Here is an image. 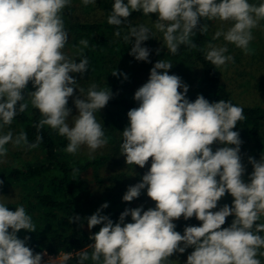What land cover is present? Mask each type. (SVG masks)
Masks as SVG:
<instances>
[{
	"label": "clouds",
	"instance_id": "clouds-1",
	"mask_svg": "<svg viewBox=\"0 0 264 264\" xmlns=\"http://www.w3.org/2000/svg\"><path fill=\"white\" fill-rule=\"evenodd\" d=\"M70 2L0 0V127L11 125L18 112L28 109V103L22 101L31 82L35 90L28 96L42 117L35 125L38 133L49 126L67 138L64 151L75 154L81 146L95 152L108 143L95 113L108 104L113 93L97 90L95 84L86 96L80 89L83 98L74 99L79 114L69 122L72 110L67 105L78 84L70 73L83 75L89 68L87 57L77 63L63 51L69 33L62 11ZM95 2L82 0L84 5ZM134 12L157 14L154 27L163 33L172 54L180 45L197 47L190 39L194 30L199 27L206 33L209 28L207 23L200 25L201 19L231 21V27L216 31L214 39L223 36L247 55L254 39L252 30L264 20V0L258 5L249 0H114L107 23L119 28ZM149 33L148 27L139 25L124 36L125 41L135 37L130 54L138 61L151 63L150 49L141 46L150 38ZM120 34L119 30L115 33L117 37ZM79 44L88 47L85 39ZM202 51L216 68L234 62V57L225 55L227 47L209 43ZM171 68L170 63L156 62L148 81L135 91L138 107L127 113L128 125L120 145L127 165L144 168L151 158L142 181L127 188L123 201L139 198L146 189L155 207L127 208L114 223L102 214L108 203L101 205L84 218L89 230L102 227L89 236L91 253L85 249L76 253L78 264L89 259L93 264H169L174 253L183 254L188 248L194 251L188 254L186 264H261L257 256H264L260 251L264 249L260 234L264 233V223L257 221L264 216V156L260 160L248 158L253 171L245 182L242 140L239 132L233 131L246 119L244 110L231 101L209 102L202 94L190 101L188 85L181 77L169 75ZM42 140L38 134L35 143H29L25 132L14 136L9 131L0 135V157L7 155L9 143L30 150L39 147ZM216 142L224 146L213 151L211 146ZM226 193L233 197L232 204L213 211ZM128 216L132 222L126 223ZM229 216H234L231 225L222 227ZM181 217H195L202 223L185 226L181 234L174 223ZM80 221L77 215L69 222ZM20 230L36 232L25 207L20 205L13 211L0 203V264H43L42 254L26 246L31 237H18ZM68 258L63 257L65 261ZM57 259L50 257L47 264H57Z\"/></svg>",
	"mask_w": 264,
	"mask_h": 264
},
{
	"label": "trees",
	"instance_id": "trees-1",
	"mask_svg": "<svg viewBox=\"0 0 264 264\" xmlns=\"http://www.w3.org/2000/svg\"><path fill=\"white\" fill-rule=\"evenodd\" d=\"M74 3L75 1L71 0L70 5L63 9L62 18L66 30L73 35L70 46L76 51L74 59L78 63L83 57L89 60L87 72L83 75L79 74L81 77L76 79L78 81L79 78L80 88L86 94L93 84L97 86V90L105 89L113 93L108 104L95 113L108 139L107 144L111 146L110 151L93 157H78L76 154L64 151L68 144L67 138L60 136L49 126L40 129L38 133L35 125L42 117L39 110L31 105L28 96L29 91L35 90L31 82L23 93L25 100L22 101L28 103V109L24 113L18 112L11 125L0 127V135L5 134L6 131H14L16 135L21 131L25 132L29 143H35L38 134L43 137L39 147L30 149L42 154L41 158L36 162L24 164L21 168L15 165L0 168V182L5 188L20 189L18 201L4 204L13 211L17 206H24L36 225V232L20 230L18 237L23 239L25 236H30L31 239L27 241L26 246L33 249L34 253H41L42 256L45 253L67 254L69 258L60 264H78L79 258L76 253L83 249L91 253L92 249L88 245L93 241L89 236L98 232L102 225L89 230L87 220L84 218L94 214L102 204L108 203L109 206L102 214L108 215L114 223L119 221L121 213L127 208L142 205L147 210L155 207V202L147 196L146 189L141 192L139 198L131 202L122 199L127 188L141 182L143 175L151 166V158L144 168L127 165L126 157L121 155L120 149L122 132L128 125L127 113L130 109L138 107V104L131 100L132 95L128 91L133 83L132 76L139 69L138 60L130 54L135 44V37L128 41L124 40L131 27L144 25L150 29V38L142 42L141 46L150 49L156 61L161 60L171 64L174 72L170 75L181 77L183 83L188 85L187 98L190 101L194 102L197 96L202 94L209 102L231 101L234 105L243 108L246 119L239 121L233 131H238L242 140L240 155L246 169L243 176L245 182H249L248 178L253 171L248 158L254 157L260 160L261 156H264V106L239 103L223 83L220 68H216L205 59L202 49H206L209 43H214L209 28L206 33H201L199 27L194 30L190 39L197 45L196 48L180 45L178 52L172 54L164 43L163 33L154 27V22L158 19L157 14L144 15L142 12H134L118 28L107 23L114 0H96L95 3L86 5L89 8L88 13L95 11L99 14L97 20L90 22L77 19L75 14L77 7L73 5ZM147 18L150 23L146 24ZM205 23L209 26L208 20L201 19L200 25ZM260 26H264V20L263 26ZM118 30L121 33L119 37L115 35ZM253 37L249 45L250 49L253 51L264 49V32L263 35L255 33ZM82 39L88 41V47L79 44ZM158 49L159 54H157ZM115 71L121 75H112ZM179 91L183 92V89ZM223 146L216 142L211 147L215 151ZM230 146L235 147V145ZM110 165H115L117 170L104 176V169ZM89 170L103 192L100 198L93 200L89 198L91 191L86 189L82 179V175ZM232 201L233 197L226 193L218 202L217 209L213 211L219 210L225 204L231 205ZM77 215L81 217V221L70 223L72 217ZM233 219L234 216L227 217L222 227L230 226ZM125 222H132L131 216L126 217ZM174 223L177 225L176 231L183 234L185 226H200L202 222L195 217L188 220L181 217ZM257 223H264V216ZM260 234L264 236V233ZM192 251L193 248L187 249L189 254ZM260 251L264 252V249ZM177 257L178 255L171 256L169 264H186V256L181 259ZM260 257L262 256H257L258 259ZM85 264H93V262L89 259Z\"/></svg>",
	"mask_w": 264,
	"mask_h": 264
},
{
	"label": "rangeland",
	"instance_id": "rangeland-1",
	"mask_svg": "<svg viewBox=\"0 0 264 264\" xmlns=\"http://www.w3.org/2000/svg\"><path fill=\"white\" fill-rule=\"evenodd\" d=\"M77 9L75 10V14L77 19H79L82 22H90L95 21L98 19L99 14H97L95 11H92L91 13H88L89 8L82 3V0H74ZM262 0H249V3L252 4H259ZM146 24L150 23L149 18L146 20ZM232 22L231 21H220V20H213L209 21V31L210 35L214 39V35L216 31L223 30L227 31L229 27H231ZM263 26V20L260 21L259 26L257 28H254L252 30V34H259L263 35L264 32V26ZM73 40V35L69 33V39L68 42L64 48V54L68 56L71 59H74L75 57V50L71 48L70 44ZM213 45L218 47H227L228 52L225 53V55H231L234 57V62H228L225 66L220 67L221 71V77L223 80V83L226 85L228 90L232 93L233 97L241 104L244 105H251V106H257L261 105L264 106V49L260 48V50H251L250 54H245V52L237 48L234 44L228 43L224 40L223 36L219 37L218 39H214ZM250 45V44H249ZM250 48V46H249ZM156 58L153 57L150 53L149 55V62L145 61H138V71L134 73L132 76V85L128 88V91L131 92V100L138 104L137 101L134 99V93L135 91L142 86L144 83H146L150 76V70L152 67H154L155 63L158 62L155 60ZM78 63V62H77ZM161 72L163 70H160ZM169 75L174 72L173 69L168 70ZM75 79L79 76V73H70ZM79 78L77 81V87L74 89V95L73 97L69 98V108L72 110L71 115L69 117V122L71 123V119L73 116L78 115V109L75 107L74 99L75 97L79 96L80 98H83L82 95L86 96L87 94L83 91L82 95L80 93V84H79ZM8 131H6L7 133ZM13 135L15 136L16 133L14 131H11ZM5 133V134H6ZM6 148L8 149L7 155L5 157H0V168L8 167L15 165V167L21 168L24 166V164L27 163H33L38 161L39 158H41L42 154L30 151L24 149L22 146L15 147L11 143L6 145ZM111 149V146L109 144H106L105 146L97 149L95 152H91L87 146H81L78 151L75 153L78 157H93L95 155L101 154V153H108ZM118 164V163H116ZM117 170L115 165H110L106 167L103 171V175L107 176ZM82 179L84 181V185L86 189H90L91 196L89 197L91 200L95 198H100L103 195V192L97 182L94 179V175L91 172V170L85 172L82 175ZM20 199V189L15 187H3L0 183V201L3 203H9V202H16ZM89 199V200H90ZM98 200V199H96ZM95 200V201H96ZM101 205V203H100ZM103 205V204H102ZM189 250V248H188ZM188 252L186 250L185 253H174L173 255L177 257V259H181L184 256H188ZM63 259V258H62ZM259 260L261 261V264H264V257H260Z\"/></svg>",
	"mask_w": 264,
	"mask_h": 264
},
{
	"label": "built area",
	"instance_id": "built-area-1",
	"mask_svg": "<svg viewBox=\"0 0 264 264\" xmlns=\"http://www.w3.org/2000/svg\"><path fill=\"white\" fill-rule=\"evenodd\" d=\"M64 256H68L65 253H61L59 255H50V254H44L43 256V264H47V261L49 260V258H58L57 259V264H60L64 259H62Z\"/></svg>",
	"mask_w": 264,
	"mask_h": 264
}]
</instances>
